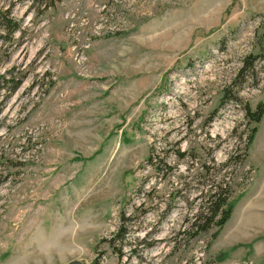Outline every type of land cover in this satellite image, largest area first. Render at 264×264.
<instances>
[{
  "label": "rangeland",
  "instance_id": "1",
  "mask_svg": "<svg viewBox=\"0 0 264 264\" xmlns=\"http://www.w3.org/2000/svg\"><path fill=\"white\" fill-rule=\"evenodd\" d=\"M12 15L0 76L22 84H0V264H264V115L247 116L264 104V0H62L42 16L28 2ZM215 182L232 187L233 212L206 252L218 230L187 229ZM123 214L119 258L107 241Z\"/></svg>",
  "mask_w": 264,
  "mask_h": 264
},
{
  "label": "trees",
  "instance_id": "2",
  "mask_svg": "<svg viewBox=\"0 0 264 264\" xmlns=\"http://www.w3.org/2000/svg\"><path fill=\"white\" fill-rule=\"evenodd\" d=\"M4 4H1L0 1V38L5 43L12 44L14 42V36L17 32L21 31V23L15 19L12 15V10L17 6L18 3H31L34 12L38 16L45 15L51 9H56L57 6L62 2V0H3ZM9 2V3H8ZM8 4V5H7ZM259 56L251 54L244 59L243 68L240 71L239 77L253 73L254 65L257 62ZM4 84L3 89L9 92V95L16 92L22 82L21 79L12 75L9 79L4 75L0 76V84ZM9 85V86H8ZM264 115V104H260L255 112H252L250 109H247V116L251 119L255 124H259ZM214 118V117H213ZM212 120V118L210 119ZM257 132V128L252 129L250 135L248 137V143L246 147V151H248L250 144L252 143L254 136ZM177 156L180 159H185L187 153L181 152V150L177 151ZM235 159L233 156L231 158V162ZM241 162L244 160H240ZM164 167L167 169V172L172 173L173 168L167 165L165 161ZM163 167V168H164ZM158 170H162V167L158 168ZM171 175H164V177H169ZM206 191V193L204 192ZM232 187L227 183L224 185V182H215L213 185L208 186L205 190L202 191L200 206L198 208L197 213L193 216L192 219L188 222V232L193 233V236L200 235H209L214 229L218 231L213 234L211 241L207 243L206 252H208L212 246V242L218 237L219 233L223 230L227 222L230 220L232 215V206L229 204V199L232 196ZM172 203H170L166 209L164 210L163 218L168 216L172 211ZM123 224L119 228L118 233L115 236L107 241L112 248H114L119 258H123L124 255L121 249H116V243H121L126 235V221L129 218L126 214L122 215ZM185 230V231H187ZM151 246V244H150ZM216 260L218 264L222 262V257H217ZM215 260V261H216ZM205 264V263H203Z\"/></svg>",
  "mask_w": 264,
  "mask_h": 264
},
{
  "label": "water",
  "instance_id": "3",
  "mask_svg": "<svg viewBox=\"0 0 264 264\" xmlns=\"http://www.w3.org/2000/svg\"><path fill=\"white\" fill-rule=\"evenodd\" d=\"M68 264H83V263L80 262V261H74V262H70V263H68Z\"/></svg>",
  "mask_w": 264,
  "mask_h": 264
}]
</instances>
